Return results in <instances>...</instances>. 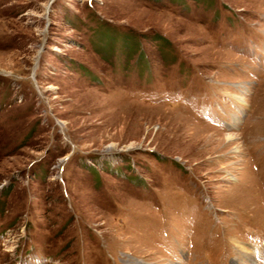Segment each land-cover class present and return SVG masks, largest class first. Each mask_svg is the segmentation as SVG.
I'll list each match as a JSON object with an SVG mask.
<instances>
[{
	"label": "rangeland",
	"instance_id": "1",
	"mask_svg": "<svg viewBox=\"0 0 264 264\" xmlns=\"http://www.w3.org/2000/svg\"><path fill=\"white\" fill-rule=\"evenodd\" d=\"M263 252L264 0H0V264Z\"/></svg>",
	"mask_w": 264,
	"mask_h": 264
},
{
	"label": "bare ground",
	"instance_id": "2",
	"mask_svg": "<svg viewBox=\"0 0 264 264\" xmlns=\"http://www.w3.org/2000/svg\"><path fill=\"white\" fill-rule=\"evenodd\" d=\"M231 135H228L227 138L230 139ZM231 140V139H230ZM239 248V250L244 254V255H249L250 251L248 249V247L245 244L239 243V246L237 247ZM264 253V252H263ZM262 253V255L264 256V254ZM249 257V256H247Z\"/></svg>",
	"mask_w": 264,
	"mask_h": 264
}]
</instances>
